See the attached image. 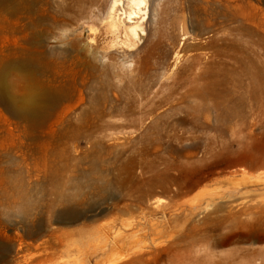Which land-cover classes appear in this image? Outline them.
<instances>
[{
  "label": "rangeland",
  "instance_id": "obj_1",
  "mask_svg": "<svg viewBox=\"0 0 264 264\" xmlns=\"http://www.w3.org/2000/svg\"><path fill=\"white\" fill-rule=\"evenodd\" d=\"M4 2L7 93L29 98L38 81L61 93L36 127L0 99V248L41 223L38 242H55L50 250L64 253L61 238L84 236L106 264H264V240L250 237L264 232V190L251 184L264 169L236 162L238 148L254 151L248 132L264 110L255 88H264V0H156L140 58L127 60L102 55L119 49L101 43L111 0ZM86 173L113 179L117 198L75 204L82 216L61 220L69 178Z\"/></svg>",
  "mask_w": 264,
  "mask_h": 264
},
{
  "label": "bare ground",
  "instance_id": "obj_2",
  "mask_svg": "<svg viewBox=\"0 0 264 264\" xmlns=\"http://www.w3.org/2000/svg\"><path fill=\"white\" fill-rule=\"evenodd\" d=\"M4 1L5 0H0L1 3H4L5 4ZM89 1L92 4L99 2V0H89ZM155 1L156 0H111L110 6L108 8V13H107L108 21L102 27V33L104 35L103 36L104 37L103 38L104 41H101V43L104 44V46H107L108 48H111V47H114L115 46V47H118L119 49L117 51L115 50V52H114V51H109L106 48L105 51H103V53H102V55H103L104 58L105 57H111L112 59H121L122 58V60L123 59H126L127 60L130 57L131 58L132 57H136L138 59L140 58V55H139V52L137 51V48L140 47V45L145 40V38L147 36H149V34H150V31L148 29V26L149 25H147V21L151 17L150 16V10H151L152 4ZM49 4H50V0H46V5L49 6ZM82 4L80 2V7L79 8L82 7ZM26 5L22 4L20 1H16V8L19 9V11L22 10V9H24V8L26 9L27 8ZM3 7H5V5ZM17 9H16V11L18 12ZM240 11H241V9H240ZM75 12H76L77 17H80L81 18V17H84L85 16V14L83 12V8H82V12H77V11H75ZM251 15H253V14H251ZM90 29L92 30L93 28L91 27ZM240 34H241V32H240ZM97 38H99V36ZM104 46H102V47H104ZM220 48H222V47H220ZM233 48H234V46H233ZM244 48H245V46H244ZM94 49H96V51L99 52L101 48H94ZM235 51L237 52V50H235ZM262 53H264V52H262ZM233 54H234V52H233ZM241 54H242V52H241ZM256 57H258V56H256ZM126 60H124V63H125ZM132 62H134V61H132ZM198 63H199V61H198ZM11 64L12 65H15V66H21L22 65V62L13 61ZM210 69H212V68L210 67ZM261 69H262V66L258 68L259 71H261ZM231 71H232V69H231ZM251 71H249V72H251ZM197 72H200V71H197ZM207 73H208V71H207ZM120 77H122V76H120ZM250 83H251V81H250ZM35 86H36L35 87V93L32 96H30L29 98H26V99H19V98L18 99H15L16 97H14V98L13 97H10V95L7 93V91H6V83L4 82V80H2V79L0 80V99L1 100L3 99L4 101H8V103H9L8 107H9V109L11 110V112L13 113V115L17 119H19V120H26V121L30 122V124H31L32 127H36V124L43 117L44 108L46 107V104L47 103L50 104L61 93L60 89H57V88H55L52 85L45 84V83H43L41 81L40 82L38 81ZM255 88H256L257 91L258 90L261 91L260 94H259V96L261 97V95L264 93L263 86H261V85L259 86L258 85ZM232 106H234V105H232ZM228 113L230 114V112H228ZM257 116H259L260 117V120L261 119L262 120L261 121L260 120L254 121V124H253L252 129L249 130V132H248V135L251 136V138L253 139V142H254V151L248 152L249 150H247L248 149L247 146H245V147L242 146V147L238 148V151L241 153V155L236 160V162L238 164H245V165H247L248 167H250L252 169H264V110H263L262 107H259V111L257 113ZM81 117H82V115H81ZM217 118H219V117H217ZM226 118H228V117H226ZM214 138H216V137H214ZM101 144L102 143L99 140H96L95 142H93V144L91 146V150L94 151V150L98 149L101 146ZM105 148H106V146H105ZM220 162L221 161H219V162L216 161L215 163H220ZM55 164H57V163H55ZM94 167H96V164H94ZM245 174H246V171H244V174L243 175H245ZM243 175H242V177H243ZM90 176L91 175H88V173L85 174V177H87L86 178V181H83L80 178H78V179H75V178L74 179H70L69 178L70 187L73 188L74 191H71L72 193H70V191H67L65 193H62L61 196H60L61 203H63V204H70L69 207H67L64 210L63 214L60 216L61 220H63V221H74V220H77L79 217L82 216V211L80 209H78L75 204H86V203L87 204H96L97 202L99 204H102V202L105 201V200H108V199L109 200H113V199L117 198L116 195H115V192L113 190V187H114L113 186V183H114V180L113 179L105 180L104 177H98L96 180H94ZM100 176H102V175H100ZM244 178H246V176ZM254 178L255 179L251 180L253 183L250 180H249V182H251V184H254L255 186H257V188H260V189H263L264 190V175L259 174L257 176H254ZM247 179H249V178H247ZM246 182H248V180ZM244 184L245 183L243 182V185ZM245 185H247V184H245ZM85 187H87L88 191H85ZM254 187H253V191L257 190V188L255 187L256 188L255 189ZM17 188H18V192L19 193L22 192L23 189H24V187H23L22 184H18L17 185ZM240 188L241 187H239V189ZM242 189H244V188H242ZM92 191L95 192V195L97 197L96 200H95V202H93V203L90 201V198H89V197H91L90 196V193ZM210 193H207V194L210 195ZM241 193H243V192H241ZM248 193H249V191H248ZM23 194H24V192H23ZM244 194H246V192ZM212 195H210V196H212ZM212 199H214V197ZM28 201H29V203L32 202L30 200V198H29ZM213 202H215V201H213ZM114 204H120V203L118 201V202H116ZM257 204H264V197L261 200H259ZM191 208H194V207H191ZM248 225L250 227H255L257 224L255 222H252V223H250ZM258 228L261 229L260 226H258ZM42 229H43V225L41 223L33 224L31 226H28V229H26L24 231V234L20 235L15 241L8 242L7 244H2L3 247L0 248V264H74V263L77 264L79 259H82L83 257H86V256H88L90 259H95L94 264H106L105 257L104 256H101V257L95 256V255L94 256H91L92 254H94V251H92V243L90 242L89 239H84V236H79V239H63V238L60 239L61 240L60 241V244L66 246V251L64 253H66L68 257L67 258H64V256H63L64 253H58L57 251L50 250V247L53 246L55 242H53V244H50V241H46V245H44L45 244V241L38 242L39 234L42 231ZM250 237L256 238L259 241H263L264 240V232L262 234H259V235H256V233L255 234L254 233H251L250 234ZM81 240H83V241H81ZM109 264H110V261H109ZM115 264H118V263H115Z\"/></svg>",
  "mask_w": 264,
  "mask_h": 264
}]
</instances>
